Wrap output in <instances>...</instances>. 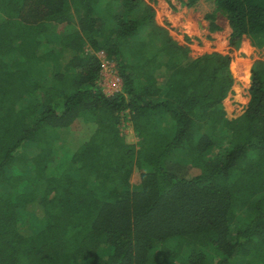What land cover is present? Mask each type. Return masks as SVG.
<instances>
[{
    "label": "trees",
    "instance_id": "obj_1",
    "mask_svg": "<svg viewBox=\"0 0 264 264\" xmlns=\"http://www.w3.org/2000/svg\"><path fill=\"white\" fill-rule=\"evenodd\" d=\"M208 1L232 48L264 49V0ZM153 3L0 0V264H264V60L228 119L232 58L192 60ZM79 120L95 128L72 153Z\"/></svg>",
    "mask_w": 264,
    "mask_h": 264
},
{
    "label": "rangeland",
    "instance_id": "obj_2",
    "mask_svg": "<svg viewBox=\"0 0 264 264\" xmlns=\"http://www.w3.org/2000/svg\"><path fill=\"white\" fill-rule=\"evenodd\" d=\"M157 24L169 30L170 35L179 44L188 46L190 58L197 59L205 54L220 53L232 58L230 66L234 85L223 102L228 119H236L243 115L251 100L250 89L253 83V67L256 61L264 60V49L254 46L249 38H243L239 49L230 46L231 28L226 17L217 11L213 2L199 0L194 8L184 7L180 0H154ZM215 14L216 24L220 31H210V21L207 16ZM75 25L59 27V31L72 32ZM88 51H91L88 49ZM103 61V70L99 85L107 95H113L123 88V82L116 71V65L99 53ZM245 76H244V73ZM94 125L86 124L83 120L77 121L70 130L68 145L73 153L94 132ZM121 131L130 144H137L138 137L133 131L129 113L123 114ZM134 174L131 182L136 180Z\"/></svg>",
    "mask_w": 264,
    "mask_h": 264
},
{
    "label": "bare ground",
    "instance_id": "obj_3",
    "mask_svg": "<svg viewBox=\"0 0 264 264\" xmlns=\"http://www.w3.org/2000/svg\"><path fill=\"white\" fill-rule=\"evenodd\" d=\"M244 73V72H243ZM246 73V72H245ZM245 73H244V76H245ZM246 77V76H245Z\"/></svg>",
    "mask_w": 264,
    "mask_h": 264
}]
</instances>
